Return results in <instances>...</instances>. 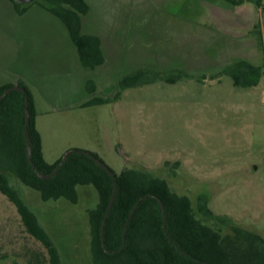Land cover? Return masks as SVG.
<instances>
[{
  "label": "rangeland",
  "instance_id": "374dc122",
  "mask_svg": "<svg viewBox=\"0 0 264 264\" xmlns=\"http://www.w3.org/2000/svg\"><path fill=\"white\" fill-rule=\"evenodd\" d=\"M35 1L27 6H36ZM94 1L93 12L99 11L90 30L104 31L114 23L121 50L110 52L103 34L106 61L93 71L91 96L81 88L83 76L63 48L71 43L57 32L60 27L33 16L23 20L0 5V80L35 73L30 91L45 112L36 118L44 161L54 164L78 150L95 154L116 175L128 168L150 171L174 193L187 196L196 213L198 198L204 196L215 215L228 216L264 238V73L251 89L234 87L223 74L242 60L264 72L261 23L250 33L238 32L234 41L242 43V50L232 53L218 39L225 44L233 39L220 37L224 31L213 20L224 6L239 13L224 0H173L163 6L155 0ZM155 14L194 23L193 39L168 31L160 36ZM203 22L211 25L212 41L218 42L212 47L202 40L208 31ZM172 30L180 33L177 25ZM30 56L36 57V69H31ZM55 57L61 62H54ZM140 70L150 77L177 71L188 77L174 84L158 80L126 89L109 103L80 107L93 97L113 100L117 81ZM16 186L57 247L61 264H92L89 211L98 203L93 186L77 188L76 204L43 202L36 191ZM37 259L46 264L45 249L27 234L15 207L0 194V264Z\"/></svg>",
  "mask_w": 264,
  "mask_h": 264
},
{
  "label": "trees",
  "instance_id": "16d2710c",
  "mask_svg": "<svg viewBox=\"0 0 264 264\" xmlns=\"http://www.w3.org/2000/svg\"><path fill=\"white\" fill-rule=\"evenodd\" d=\"M9 1L18 14L25 12L27 4ZM224 1L240 5L245 0ZM35 3L65 25L83 67L95 70L103 64L100 39L82 33V16L89 11L85 0H38ZM255 4L260 9L264 7L261 0H256ZM263 73L262 67L243 60L232 63L223 71L239 89L257 87ZM185 77L188 76L182 71L171 76L150 77L140 70L117 81L118 91L113 100L93 97L80 107L117 100L126 89L150 85L158 80L174 84ZM14 86L24 92L11 91L0 99V194L15 207L27 234L45 249L46 264H61L59 251L16 184L36 191L43 202L65 199L71 204L77 203L78 187L93 186L98 203L89 211L92 264H264L263 237L239 227L228 216L215 215L204 196L198 198L197 213L201 216L198 218L187 196L174 193L165 179L150 171L128 168L118 175L111 171L113 176L110 177L95 163L94 159L100 160L95 154L73 150L52 175L61 160L54 164L44 161L30 91L21 82L3 85L0 86V97ZM25 110L29 115L27 125ZM26 129L31 163L26 151ZM32 165L50 177L40 179ZM224 228L229 232L224 233ZM27 264L43 263L37 259Z\"/></svg>",
  "mask_w": 264,
  "mask_h": 264
},
{
  "label": "crops",
  "instance_id": "0c3cea01",
  "mask_svg": "<svg viewBox=\"0 0 264 264\" xmlns=\"http://www.w3.org/2000/svg\"><path fill=\"white\" fill-rule=\"evenodd\" d=\"M86 3L89 6V11L87 12L86 15L82 16V33L85 35H92V36H96L100 39L101 41V50L103 53V58H104V62L106 61L105 59V50L103 49V41H102V36L103 34L107 35V38H109V46L110 52H115L117 50H121V44H120V38L119 34H118V30L117 28H114V23H111L104 31H100L97 29L93 28V31L90 30L89 26L92 22H94L93 20V16L95 15V13L97 12V10L99 11V9L95 10L93 9V4L97 5L98 2H95L94 0H85ZM99 1V0H97ZM173 0H155V2L159 5V6H163L164 3H168V2H172ZM262 5H264V1L262 2ZM0 5L6 9L11 15H14L15 17L18 16V18H22L23 20H25L27 17L29 16H33V18L35 20H39L41 22H43V20L45 22H47L46 24H49L50 26L53 27H60L57 32L59 34H61V36H63V38L65 37V41L67 42L66 38L70 39V43L68 42V47L63 46L64 49H66V52L68 50V52L70 53V56L68 57V59L71 61L72 65H74V67L81 73L82 80H81V88L83 87L86 94L88 96H91L93 94V71L91 69L85 68L83 67L81 60L79 58V54L77 52L76 47L74 46V44L71 41V38L69 36V33L65 27V25L54 15H52L50 12H48L47 10H45L44 8H42L41 6H39L38 4H36V6L30 7L27 6L25 12L23 14H18L14 5L9 1V0H0ZM226 5H230L231 4H227ZM235 9H238V14L237 13H232L230 12V9L227 8L226 6H224L225 8H222L221 10H219V12H217V14L213 15V20L218 23L219 26V30H223L222 32L224 33L223 35H219L220 37H228L231 38L233 40H229L227 42V44L222 43V40L219 38L218 41L221 42V44H223L225 47H229V52L235 53V52H241L242 50V43L239 41H234L235 37L238 36V32L240 31V34L242 32H249L250 33V29L252 27H254L253 30H257L258 28V24L259 22L261 23V9L258 8L255 4L254 0H245L242 4L240 5H234ZM111 7V6H110ZM207 8V7H206ZM111 9L114 11V9L111 7ZM207 11L210 12V8H207ZM114 13V12H113ZM58 21V22H57ZM181 20L179 19H175V18H169L167 20H165L161 15L158 18L155 14V26L157 27V30H161L163 32V34H161L160 36L165 35L164 31H168L171 32V34L175 35V36H185V40H189V38L193 39L194 36V23H190V25H188L187 23L184 22H180ZM205 21V20H204ZM55 22L57 24H55ZM209 22V21H207ZM61 23V24H59ZM94 24V23H93ZM59 25V26H58ZM63 25V26H61ZM177 25L180 33L179 34H174L172 27ZM199 25V24H198ZM200 25L205 29H207V33H203L202 34V40L205 41V44L209 47H212V45L217 44L218 42L216 41H212V37H211V25L210 24H204L200 23ZM206 31V30H205ZM261 31H262V23H261ZM167 32V34H168ZM106 37V36H105ZM206 38V39H205ZM213 42V44H212ZM245 44V43H243ZM246 45V44H245ZM223 46V49H224ZM118 47V49L116 48ZM220 52H225L224 50L220 51ZM1 57V56H0ZM29 59H31V61L33 62V66L31 69H36L37 68V64L36 62V57L34 56H30L28 57ZM54 62H56L58 60V63H60V57H55L53 58ZM103 62V64H104ZM102 64V65H103ZM34 74H32V76H27V75H16L13 76L12 79L8 80V81H3L0 80V86L3 85H16L17 83L21 82L25 85V87L30 91L31 86H33L36 82H34L32 79L34 78ZM41 90V89H40ZM31 93V91H30ZM32 95V93H31ZM33 97V95H32ZM88 99H86L87 101ZM33 101H34V108H35V112H36V117H35V125L36 128L38 130V125L36 123V118L42 114H44L45 112L39 108V104L37 103L36 99L33 97ZM39 134L40 131L38 130Z\"/></svg>",
  "mask_w": 264,
  "mask_h": 264
},
{
  "label": "water",
  "instance_id": "95a60500",
  "mask_svg": "<svg viewBox=\"0 0 264 264\" xmlns=\"http://www.w3.org/2000/svg\"><path fill=\"white\" fill-rule=\"evenodd\" d=\"M13 2L15 3H18L20 5H26V4H29V3H32L33 1L35 0H12ZM261 23H262V35H263V40H264V7L261 9ZM11 91H20V92H24V90L18 86H14L8 90H6L4 92V94L0 97V99H2L3 97H5L9 92ZM27 104V103H26ZM25 113V122H26V125L28 124L29 122V115H28V112L27 110L24 111ZM25 137H26V144H27V148H26V151H27V157H28V160L29 162L31 163V147H30V139H29V134L27 132V129L25 130ZM67 154H65V156L63 157V159L61 160L59 166L56 168V170L53 172L52 175H54L58 168L63 165L66 161V158H67ZM95 163L100 166L102 169H104L110 177L113 176V173L111 172V170L103 163L101 162L100 160L98 159H94ZM32 168L33 170L35 171L36 175L40 178V179H47L49 178L50 176H46V175H43L42 173L38 172L35 167L32 165ZM116 192V188H114V193ZM112 202H113V197L111 198V202H110V205H109V208H111L112 206ZM160 206L162 207L161 203H160ZM108 215V214H107Z\"/></svg>",
  "mask_w": 264,
  "mask_h": 264
}]
</instances>
